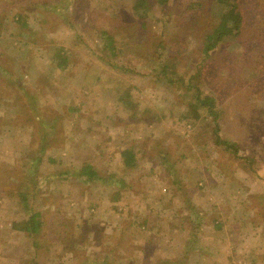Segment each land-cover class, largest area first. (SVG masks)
Returning <instances> with one entry per match:
<instances>
[{"label":"rangeland","instance_id":"1","mask_svg":"<svg viewBox=\"0 0 264 264\" xmlns=\"http://www.w3.org/2000/svg\"><path fill=\"white\" fill-rule=\"evenodd\" d=\"M137 1L0 0V264H264V0L208 57L223 3Z\"/></svg>","mask_w":264,"mask_h":264},{"label":"trees","instance_id":"2","mask_svg":"<svg viewBox=\"0 0 264 264\" xmlns=\"http://www.w3.org/2000/svg\"><path fill=\"white\" fill-rule=\"evenodd\" d=\"M171 0H155V3L158 4L160 7L166 8ZM218 3H223L227 9L224 11L220 16H218V20L216 21L215 27L211 32H208L204 35V40L202 42V54L205 57L209 56V52L214 50L217 45L223 40L225 36H231V35H238L241 33V29L244 24V18L242 15V12L240 10V7L236 3L235 0H216ZM137 6L141 7L144 6L143 0L139 2L137 1ZM146 6L143 7V9ZM107 31L103 30L101 34L103 35L107 45L113 44V39L111 35L106 34ZM113 52L112 46L110 47ZM67 61L64 60V63L66 64ZM63 64L61 63V66ZM154 74H158L159 76H163L166 81L169 84H175L176 80H174L172 77H168V71L167 67L163 66L160 71H153ZM200 67L197 68V70L194 73H191L188 82L192 84V87L190 86V89H194V83L196 80L200 78ZM196 104H195V110H197L198 107H204L207 109V112L209 116L212 117L211 123L214 125L213 129V137H214V143L216 146L221 147L222 151L233 155V157H239V148L236 143L223 139L220 136V128L216 124L217 122V113L214 111L215 108V103L214 99L212 97L208 96H201V91L197 90L196 91ZM120 102H122L125 105H130L131 110L135 108V105H133L130 102H127L126 100H123L121 98ZM128 107V106H127ZM129 108V109H130ZM195 112V111H194ZM196 114V113H194ZM245 161H248V158H243ZM136 166V160H135V155L132 153V151L126 150L124 151L123 155V168L126 170L132 169L133 167ZM82 172L80 177L83 178L86 182H92L96 178H98V173L97 171L92 168L91 164H83L82 165ZM121 181V180H119ZM122 182V181H121ZM10 197L13 196L11 192L8 193ZM18 197H21V200L25 203L26 208L28 207L27 203V194L26 193H18ZM29 215L27 216L26 219H23L21 221H15L11 223V228L14 231H19L25 233L29 240H32L34 247H39L37 239L38 235L41 234L44 222L41 218V214L37 211H34L33 209L28 210ZM217 229H220V225L217 226Z\"/></svg>","mask_w":264,"mask_h":264}]
</instances>
